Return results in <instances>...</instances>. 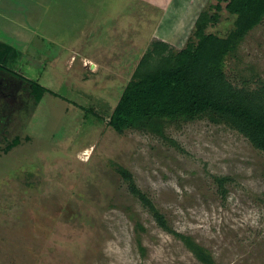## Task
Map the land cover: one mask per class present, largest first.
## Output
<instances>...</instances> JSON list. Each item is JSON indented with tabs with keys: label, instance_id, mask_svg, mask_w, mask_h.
<instances>
[{
	"label": "rangeland",
	"instance_id": "374dc122",
	"mask_svg": "<svg viewBox=\"0 0 264 264\" xmlns=\"http://www.w3.org/2000/svg\"><path fill=\"white\" fill-rule=\"evenodd\" d=\"M8 1L22 19L19 72L53 93L32 111L26 82L0 88V264H203L156 224L117 167L215 264H264V154L245 137L207 119L168 126L166 138L141 126L119 134L80 109L108 122L152 44L185 49L197 40L198 16L214 6L220 21L207 33L227 37L235 25L227 3ZM15 13L1 20L7 31ZM224 66L240 87L264 81V21ZM16 136L20 144L5 153L4 139ZM215 177L231 180L225 197Z\"/></svg>",
	"mask_w": 264,
	"mask_h": 264
},
{
	"label": "trees",
	"instance_id": "16d2710c",
	"mask_svg": "<svg viewBox=\"0 0 264 264\" xmlns=\"http://www.w3.org/2000/svg\"><path fill=\"white\" fill-rule=\"evenodd\" d=\"M226 2V11L235 16L234 29L222 38L207 33L209 27L220 21L221 6H214L215 13L204 12L195 23V37L185 49L174 52L166 42H154L134 79L125 88L113 110L109 121L99 117L93 109L80 107L87 114L99 118L119 134L131 128L148 127L157 135L166 138L167 127L176 123H192L207 119L214 124L226 125L245 137L251 145L264 154V81L255 79L256 86L250 87L245 81L242 87L228 79L225 61L234 54L246 37L264 21V0H220ZM74 4V3H73ZM2 39V40H1ZM0 39V81L3 76L26 82L24 90L29 93L32 111L46 93H53L36 80H28L19 72L24 62V53L12 43L15 39ZM157 59L158 61H151ZM153 63L154 66H151ZM143 64V65H142ZM258 77V76H256ZM55 94V93H54ZM1 119V118H0ZM4 152L17 147L20 136L10 141L4 139ZM172 144H175L170 140ZM176 147H178L176 145ZM0 146V151H1ZM117 172L128 185L129 192L140 199L164 231L179 238L188 250L203 264H215L211 254L190 236L174 232L147 194L136 186L133 175L117 167ZM221 195L228 191L225 184L228 177H215ZM137 245L142 253L140 234L145 226L137 222Z\"/></svg>",
	"mask_w": 264,
	"mask_h": 264
},
{
	"label": "crops",
	"instance_id": "0c3cea01",
	"mask_svg": "<svg viewBox=\"0 0 264 264\" xmlns=\"http://www.w3.org/2000/svg\"><path fill=\"white\" fill-rule=\"evenodd\" d=\"M8 3H9L8 0H0V39H1V36H4L6 39H10V40L15 39V41L12 43V45H14L15 47H17L19 49V37H18V35H19V20L22 21V19L19 18V10H17L15 7H13L12 3H10V5H7ZM13 10H15L16 13H15V15L10 14L11 15V17H10L11 18V24L9 25V30L7 31V27H8L7 22L2 24L1 20L3 18L9 17L7 14H9V12H12ZM0 74H2V73H0ZM2 78H3V82L0 81V88L1 87L5 88L9 85L7 83V80L9 81L11 78H9L7 75L3 76ZM11 81H13V78ZM14 81H17V80L14 78ZM13 91H15V90H13Z\"/></svg>",
	"mask_w": 264,
	"mask_h": 264
}]
</instances>
